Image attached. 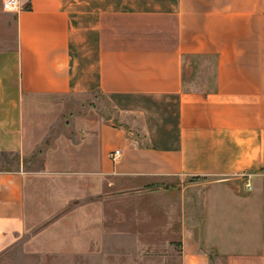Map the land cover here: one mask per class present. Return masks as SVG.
<instances>
[{
	"label": "crops",
	"instance_id": "1",
	"mask_svg": "<svg viewBox=\"0 0 264 264\" xmlns=\"http://www.w3.org/2000/svg\"><path fill=\"white\" fill-rule=\"evenodd\" d=\"M3 1L0 157L18 168H0V257L25 232L40 99L101 95L87 173L121 191L192 181L164 203L162 264H264V0Z\"/></svg>",
	"mask_w": 264,
	"mask_h": 264
},
{
	"label": "rangeland",
	"instance_id": "2",
	"mask_svg": "<svg viewBox=\"0 0 264 264\" xmlns=\"http://www.w3.org/2000/svg\"><path fill=\"white\" fill-rule=\"evenodd\" d=\"M0 22L5 37L8 21ZM40 101L49 125L45 133L39 126L41 137L24 163L29 174L25 232L0 264H162L168 249L163 233L171 225L170 206L164 203L182 198V184L192 181H178L174 191L110 188V181L87 173L95 158L82 143L85 120L112 119L105 97L59 95ZM17 165L16 156L0 157V168Z\"/></svg>",
	"mask_w": 264,
	"mask_h": 264
},
{
	"label": "built area",
	"instance_id": "3",
	"mask_svg": "<svg viewBox=\"0 0 264 264\" xmlns=\"http://www.w3.org/2000/svg\"><path fill=\"white\" fill-rule=\"evenodd\" d=\"M3 7L6 11L9 12L18 11L20 8L19 0H4ZM119 155H120V151H115L113 154H111V158L115 160ZM247 188L251 189L250 186H248Z\"/></svg>",
	"mask_w": 264,
	"mask_h": 264
}]
</instances>
